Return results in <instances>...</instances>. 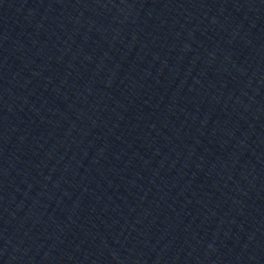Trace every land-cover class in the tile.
<instances>
[{"label":"water","instance_id":"obj_1","mask_svg":"<svg viewBox=\"0 0 264 264\" xmlns=\"http://www.w3.org/2000/svg\"><path fill=\"white\" fill-rule=\"evenodd\" d=\"M0 264H264V0H0Z\"/></svg>","mask_w":264,"mask_h":264}]
</instances>
